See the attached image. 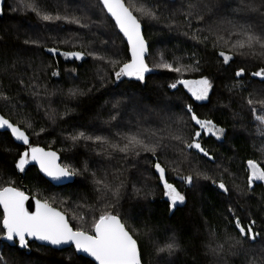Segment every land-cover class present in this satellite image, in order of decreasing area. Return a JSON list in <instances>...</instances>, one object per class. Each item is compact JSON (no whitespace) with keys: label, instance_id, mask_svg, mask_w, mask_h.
<instances>
[{"label":"trees","instance_id":"trees-1","mask_svg":"<svg viewBox=\"0 0 264 264\" xmlns=\"http://www.w3.org/2000/svg\"><path fill=\"white\" fill-rule=\"evenodd\" d=\"M31 2L53 17L67 16L68 20L45 22L21 7L20 0H5L0 15V114L25 132L31 146L55 151L62 166L78 169L81 174L74 176L72 184L54 187L35 167H27L21 180L15 162L24 148L4 132L0 133V187H17L26 195L47 201L64 213L74 228L90 230L94 217L105 210L119 214L138 240L143 264H247L249 257L264 255L259 239L251 248L246 242L239 255H232L228 248V237H238L237 216L245 228L254 220V230L264 238V188L260 183L252 189L247 187V161L264 166V137L257 133L260 125L247 103L250 98L264 100V81L252 75L264 68V59L237 54L224 64L218 55L221 50L229 53L231 43L240 38L234 35L238 31L234 25L264 23L261 12L236 11L242 8L241 0H145L154 7L160 5L161 18H142L143 36L148 43L146 63L151 70L141 83L129 77L117 81L110 64L89 55L95 52L120 63L129 60L125 41L98 0ZM190 2L208 4L212 10L203 9L204 18L198 21L193 17L189 24L184 13ZM254 2L259 7L261 0ZM73 17L80 23L71 22ZM85 24L88 26H81ZM194 33L197 39L192 38ZM204 36L207 41H202ZM218 37L223 40L215 47L213 41ZM51 47L60 52L79 51L83 56L80 60L66 59L59 53L53 56L47 51ZM161 56L187 70L178 74L157 67ZM240 68L245 70L244 75L237 77ZM54 71L58 75L53 76ZM202 77L212 82L204 102L194 101L182 84L175 89L169 87L178 79ZM187 105L201 119L212 120L225 129L219 140L212 135L199 138L214 157L212 161L192 149H184L189 155L181 156L183 144L171 139L175 133L190 141L198 130ZM254 106L258 115L264 114L260 104ZM81 132L91 139L74 142L71 137ZM136 132L152 140L165 137L162 144L167 147L157 152L159 162L167 170L168 182L186 194L185 204L177 205L172 212L154 172L156 158L150 152L125 154L110 147H123V137ZM152 132L157 135L152 137ZM170 161H183L178 172L172 170L176 164ZM196 171L208 179L198 178ZM189 173L194 177L193 185L182 188L179 177ZM96 179L113 187L123 182L118 203L113 201L106 209L107 201L98 199ZM221 181L228 193L217 187ZM134 187L141 189V194ZM108 199L112 200L110 194ZM229 208L235 212H229ZM80 216H85L87 222ZM146 223L153 229L151 239L142 232ZM2 235L0 232V239ZM173 236L182 251L173 257L157 255L156 245L163 246ZM29 243L30 250L20 249L18 243H0V264H94L77 255L70 260L69 253H74L71 248L56 251ZM209 244L213 248L223 244V251L213 254Z\"/></svg>","mask_w":264,"mask_h":264},{"label":"snow or ice","instance_id":"snow-or-ice-1","mask_svg":"<svg viewBox=\"0 0 264 264\" xmlns=\"http://www.w3.org/2000/svg\"><path fill=\"white\" fill-rule=\"evenodd\" d=\"M98 4L102 5L103 11L111 18L114 22L115 29L122 34L124 40L127 42V52L130 55V59L127 62L120 63L118 59L112 57H106L98 55L95 52H90L89 55L93 59L101 60L106 64H110L114 69V76L117 81L121 77L134 78L135 80L144 83L145 73L151 69L146 63V53L148 52V45L145 37L142 34V18L149 20L158 21L161 18V13L158 11L160 5L152 6L146 3L145 0H98ZM242 8L236 9L241 11L247 9L249 12H261L262 19H264V0H261L259 7H257L254 0H241ZM21 7H27L28 10L35 12V14L43 21L48 22L52 20H68L67 16L61 17L56 15L53 17L47 12H43L34 2L28 0H20ZM188 10L184 13L185 20L191 23V19L202 20V10H212V6L208 4L190 2L188 4ZM227 7V5H225ZM73 23H80L78 18L73 17ZM232 23L231 20L228 21ZM87 27L88 25H81ZM238 28V31L234 35L240 37L235 42L231 43L229 53L221 50L218 55L223 58L224 64H228L232 59L233 55L251 56L253 58L264 59V23H240L234 25ZM193 39H197L196 34L192 36ZM208 37L204 36L202 41H207ZM223 37H218L213 44L215 47L220 46V41ZM198 40V42H202ZM30 41H25L29 43ZM35 43V41H31ZM114 43V42H113ZM228 44V41H224ZM47 51L55 56L59 53L60 56L66 59L75 58L80 60L83 56L82 52L79 51H64L60 52L58 48L51 47ZM118 67V70H115ZM157 67L167 69L170 72H176L182 74L183 71L187 70L184 65L174 66L166 62L161 56L160 62ZM244 69L240 68L236 71L237 77L244 75ZM53 76L58 75L57 72L52 73ZM253 76L261 78L264 81V68L252 73ZM102 78V77H101ZM177 84H182L191 93V96L196 101H204L209 98V92L212 88V82L208 77H202L199 80H186L178 79L176 82L169 84V87L175 89ZM76 92H73L75 95ZM6 98V97H5ZM248 105L251 108L253 116L260 127L257 128V133L264 137V114H257L255 104H260L261 108H264V100L255 101L248 99ZM187 113L191 116V121L194 126H198L199 130L194 131L189 140H185L182 135L172 133L171 139L178 141L183 144V148L179 150L180 155L187 157L189 153H186L184 149H195L202 153L203 156L209 160L214 159L212 155L202 146L199 138L202 135L215 136L217 140L225 133V129L217 127L212 120L201 119L196 112L193 110L191 105H187ZM115 119V117H112ZM0 128H7L11 131L12 136L17 141H22L25 145H28L26 151L20 154L19 159L15 162V168L20 172L25 170V165L29 161H34L38 166L40 172L45 176L53 179L60 180L62 178H71L81 174L80 170L71 168L67 165L57 164V154L52 151H45L40 147H33L29 144V138L20 127L10 123L8 120L0 117ZM157 134L151 133L152 137ZM81 138L91 139L86 137L83 132L77 136L71 137L75 142ZM102 143L105 142L102 137L95 138ZM126 143L123 147H119L116 144H111L110 147L113 150H119L125 154L132 153L139 155L140 151L150 152L156 163L153 167L155 172L159 174L160 184L163 185V195L167 198L168 210L172 212L177 205H183L186 202V194L182 193L174 186L173 183H169L166 178V168L159 162V156L157 152L163 145L162 141L165 137L160 136L155 140L150 137H143L140 132L132 133L123 137ZM183 161L176 162L170 161V163L176 164L173 167L174 172L179 171V164ZM248 178L247 187L252 189L256 181L264 182V166L259 165L253 160H248ZM87 171V168L84 169ZM196 176L203 175L205 179L208 176L196 171ZM183 183L187 186L193 185V175L189 173L187 175H180L179 177ZM215 183V181H214ZM95 184L98 186L96 192L99 194L98 199L107 201L106 209L112 207L113 201L118 203L120 192L123 187V182L113 187L103 180L96 179ZM217 187L224 193H228L226 184L221 181ZM134 191L139 195L142 190L134 187ZM109 194L112 200L108 199ZM28 197L23 191H20L17 187L7 186L0 187V209L3 211V218L0 220V232H2V239L5 241L18 243V247L22 250H30L31 245L29 241H39L47 245H51L59 248L60 246L67 245L70 248H74V253H69V259L71 260L76 254H87L95 261V264H143V257L139 248L138 240L134 237L132 232L129 231L127 224L122 220L119 214H115L112 211L105 210L101 212L98 217H94L91 222L90 230H86L83 226L73 227L70 225L65 214L57 211L47 201H41L37 199L35 212H29L25 208V201ZM83 207V205H80ZM229 212H235L234 209L229 208ZM81 221H86L85 216H80ZM255 224L254 220L249 221L248 227L245 228L241 222V219L237 216L235 218V228L238 230L237 236L228 237V248L232 255H239L241 251H244L245 243L247 242L249 248L255 246L257 240H260V251L264 253V238L261 234L256 232L253 228ZM153 229L149 224H144L142 232L143 235L151 239V233ZM214 235V233H213ZM208 249L213 254H219L223 251L224 245L217 244L215 248L209 244ZM157 255L166 253L168 257L176 256L182 251L181 245L175 239V237L169 238L163 246L158 244L155 247ZM2 260V257H0ZM30 264V262H27ZM247 264H264V255L259 257H249Z\"/></svg>","mask_w":264,"mask_h":264},{"label":"water","instance_id":"water-1","mask_svg":"<svg viewBox=\"0 0 264 264\" xmlns=\"http://www.w3.org/2000/svg\"><path fill=\"white\" fill-rule=\"evenodd\" d=\"M4 3H5V0H0V15H1V13H2V10H3V7H4ZM101 7H102V5H101ZM106 14V13H105ZM107 15V14H106ZM110 18V17H109ZM111 19V18H110ZM113 22V21H112ZM113 24H114V22H113ZM117 30V29H116ZM117 32H118V30H117ZM119 33V32H118ZM120 34V33H119ZM142 34H143V27H142ZM121 35V37L123 38V36H122V34H120ZM123 40H124V38H123ZM125 41V44H126V46H127V42H126V40H124ZM147 45H148V43H147ZM147 56H148V52L146 53V58H147ZM73 59H75V58H73ZM129 59H130V55H129ZM183 87H184V85H183ZM184 89H185V91H187L188 92V90L184 87ZM0 117H3L1 114H0ZM4 118V117H3ZM5 119V118H4ZM7 120V119H6ZM10 122V121H9ZM11 123V122H10ZM193 124V123H192ZM195 127H197L198 128V126H195ZM199 130V129H198ZM23 131V130H22ZM4 132H6V133H8L10 136H11V138H12V140L14 141V143H16L17 145H19V146H21V147H23L24 148V150L22 151V153L24 152V151H26L27 150V148H28V145H25L22 141H17V140H15V138L12 136V134H11V131L9 130V129H7V128H0V133H4ZM29 144H30V140H29ZM40 148H42V147H40ZM44 149V148H43ZM45 151H52V152H55V151H53V150H48V149H44ZM195 153H197L198 155H200V156H202V157H205V156H203V154L202 153H200V152H198L197 150H195V149H192ZM57 154V153H56ZM207 160H209L207 157H205ZM209 161H212V160H209ZM57 164H60V157H59V155L57 154ZM61 165V164H60ZM27 167H35L36 168V170L38 171V173H39V175L43 178V179H45L49 184H51L52 186H54V187H61V186H66V185H69V184H72V182H73V180H74V177H71V178H62V179H60V180H53V179H51V178H49V177H47V176H45L42 172H40V170H39V166L34 162V161H29V163L27 164V165H25V169L27 168ZM16 171H17V173H18V175H19V178L22 180L23 179V176H24V171L23 172H20L19 170H17L16 169ZM154 172H155V169H154ZM155 175H156V177L158 178V180H159V174L158 173H156L155 172ZM159 183H160V181H159ZM162 185V184H161ZM163 186V185H162ZM26 195V194H25ZM27 197H28V199L25 201V208L29 211V212H35V210H36V203H35V201L37 200L35 197H33V196H30V195H26ZM1 210V212H2V214H3V211H2V209H0ZM57 210V209H56ZM57 211H59V210H57ZM61 212V211H60ZM62 213V212H61ZM64 214V213H63ZM66 216V215H65ZM66 218H67V216H66ZM68 220V219H67ZM29 242H34V243H36L37 245H39V246H42V247H46V248H50V249H52V250H56V251H62V250H66V249H69L70 247L69 246H67V245H63V246H60L59 248H57V247H54V246H51V245H47V244H44V243H42V242H39V241H29ZM0 243L1 244H7V245H12L13 244V242H9V241H5V240H3L2 239V237H1V239H0ZM71 249H73V251L75 252V249L74 248H71ZM77 256H80V257H83V258H85V259H88V260H90L91 262H93L94 264H95V261L94 260H92V258L91 257H88L87 256V254H83V253H80V254H76Z\"/></svg>","mask_w":264,"mask_h":264},{"label":"rangeland","instance_id":"rangeland-1","mask_svg":"<svg viewBox=\"0 0 264 264\" xmlns=\"http://www.w3.org/2000/svg\"><path fill=\"white\" fill-rule=\"evenodd\" d=\"M235 41H236V39H235ZM255 79H259V80H261V78H259V77H255V76H253ZM190 94V96H191V93H189ZM192 97V96H191ZM192 99L194 100V101H196L193 97H192ZM205 101V100H204ZM204 101H196V102H204ZM36 147V146H35ZM247 171H248V164H247ZM194 178V177H193ZM198 178H200V179H204L205 180V178L201 175V176H198ZM180 183L182 184V188H184L185 186H187V185H185L184 183H183V181L180 179ZM158 182H159V180H158ZM193 182H194V180H193ZM257 183H260L262 186H263V188H264V182H260V181H256L255 182V184H257ZM254 184V185H255ZM253 185V186H254ZM180 191V190H179ZM181 191H183V190H181ZM221 264H225L224 262L223 263H221Z\"/></svg>","mask_w":264,"mask_h":264}]
</instances>
